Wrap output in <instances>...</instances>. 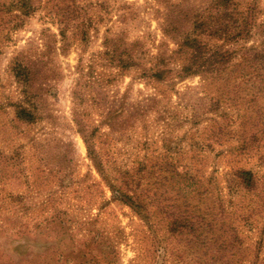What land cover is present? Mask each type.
Wrapping results in <instances>:
<instances>
[{
  "label": "rangeland",
  "instance_id": "1",
  "mask_svg": "<svg viewBox=\"0 0 264 264\" xmlns=\"http://www.w3.org/2000/svg\"><path fill=\"white\" fill-rule=\"evenodd\" d=\"M254 1L259 24L264 0L234 3ZM217 2L0 0V264H264V93L237 67L256 40L236 46L230 83L151 77L161 59L181 64L179 45ZM24 101L38 106L37 123L16 120ZM95 129L111 177H146L142 214L115 199L89 158L81 131ZM169 163L179 168L165 182ZM241 171L256 185L243 187ZM201 221L226 237L222 253L201 245Z\"/></svg>",
  "mask_w": 264,
  "mask_h": 264
},
{
  "label": "trees",
  "instance_id": "2",
  "mask_svg": "<svg viewBox=\"0 0 264 264\" xmlns=\"http://www.w3.org/2000/svg\"><path fill=\"white\" fill-rule=\"evenodd\" d=\"M235 0H218L214 11L212 13L209 10L207 13L201 15L195 23L194 36H187L179 45L176 55L179 57L181 64L173 69L171 67L172 61L167 59H161L153 69L151 77L159 83H164L176 80H184L190 77H196L199 75L210 76L213 80L230 83L232 80V74L235 71H229L231 67H234L233 60L237 56L236 46L246 43L249 39L254 38V42L251 48H243V53L240 55L241 65L243 73H241V79L246 83H256L261 85L262 89L259 90L264 93V18L258 24L257 20L260 14H263V10L259 7V2L249 4L245 10H240L239 6L234 3ZM207 16V17H206ZM215 39L216 45L212 46L210 42ZM217 42H221V46L218 47ZM259 42V43H258ZM244 45V44H243ZM114 54L111 61H119L117 67L121 70H127L129 66L128 62L131 60V56L127 57V60L123 59V55L114 58ZM125 60V61H124ZM138 68L142 67L141 63H138ZM26 66L21 63L15 64L13 72L15 77L28 84L29 74L26 70ZM145 69V67H144ZM27 92L25 91V94ZM220 107V101L215 102L211 105L210 112L216 111ZM15 117L20 123L26 125H32L37 123L40 119V113L38 106L34 103L24 101L20 104L15 105ZM126 109L120 107L116 110H110L107 114V120L109 126L112 127L114 120L123 118L126 114ZM134 115L129 116L130 119ZM123 122L122 126H125L126 122ZM78 125V121H76ZM116 122V121H115ZM221 129L220 131H222ZM98 129L90 133L81 131L82 137L88 149V156L93 161L97 171L101 175L102 179L109 185L115 199L119 200L122 204L131 207L137 214H142L146 211V205L142 197L137 194L139 184L146 177H142L139 174L141 171L136 172L134 175L131 172L126 171L124 173H118V176L111 177L106 171L105 162L100 158L96 146L94 137ZM264 135V132H263ZM252 142L257 141L256 136L253 135L251 138ZM172 148L167 151L168 157L171 159ZM176 153V152H175ZM107 156V163H111V157ZM178 166L173 163H169L165 166L164 177L161 178L165 182H172V179L177 176ZM118 172V171H117ZM160 172V171H159ZM237 178L241 181V184L245 188H251L255 184L254 176L251 172L241 171L237 173ZM167 175H169L170 180ZM139 176V177H138ZM119 184L121 185H117ZM143 218H148L144 217ZM209 228V227H207ZM206 224L201 221V230L199 232V240L203 248L207 247L208 251L210 247L215 245V249L218 254L226 249V237L222 235L214 234L213 229L207 231ZM211 236V237H210ZM214 264H227V263H214Z\"/></svg>",
  "mask_w": 264,
  "mask_h": 264
}]
</instances>
